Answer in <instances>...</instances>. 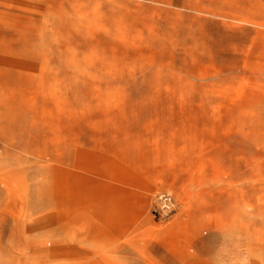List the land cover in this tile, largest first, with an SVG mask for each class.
Masks as SVG:
<instances>
[{
	"label": "rangeland",
	"instance_id": "obj_1",
	"mask_svg": "<svg viewBox=\"0 0 264 264\" xmlns=\"http://www.w3.org/2000/svg\"><path fill=\"white\" fill-rule=\"evenodd\" d=\"M0 264H264V0H0Z\"/></svg>",
	"mask_w": 264,
	"mask_h": 264
},
{
	"label": "built area",
	"instance_id": "obj_2",
	"mask_svg": "<svg viewBox=\"0 0 264 264\" xmlns=\"http://www.w3.org/2000/svg\"><path fill=\"white\" fill-rule=\"evenodd\" d=\"M156 201L159 208L166 213L171 212L175 205L173 195L170 192H159L156 195Z\"/></svg>",
	"mask_w": 264,
	"mask_h": 264
}]
</instances>
